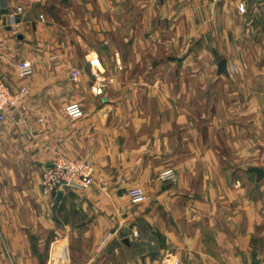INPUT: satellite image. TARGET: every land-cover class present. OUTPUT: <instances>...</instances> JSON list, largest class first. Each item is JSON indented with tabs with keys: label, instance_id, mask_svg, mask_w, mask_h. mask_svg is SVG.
<instances>
[{
	"label": "crops",
	"instance_id": "1",
	"mask_svg": "<svg viewBox=\"0 0 264 264\" xmlns=\"http://www.w3.org/2000/svg\"><path fill=\"white\" fill-rule=\"evenodd\" d=\"M0 76V264L264 261V0H0ZM58 153L92 183L44 193Z\"/></svg>",
	"mask_w": 264,
	"mask_h": 264
},
{
	"label": "built area",
	"instance_id": "2",
	"mask_svg": "<svg viewBox=\"0 0 264 264\" xmlns=\"http://www.w3.org/2000/svg\"><path fill=\"white\" fill-rule=\"evenodd\" d=\"M218 2L221 0H212ZM243 0H239V8L242 9ZM22 12V8L17 6L11 17ZM92 65L98 64L97 59L90 61ZM18 76L25 78L30 76L33 72V66L28 60H20L17 63ZM78 72L72 71V77L75 79ZM96 93L101 92V86L96 85ZM29 94L27 86L21 85L18 89L12 90L6 81L0 76V121L4 120L11 108L16 106L18 102ZM66 115L72 119L81 117L83 115V109L79 102L70 101L64 106ZM94 168L93 165L83 159L71 158L64 153H58L53 159L45 165L40 182L42 191L49 193L53 189L66 186V187H87L92 183ZM177 172L172 168H166L158 173V178L165 180L175 179ZM129 200L132 203H141L146 200V194L139 186L132 187L128 191ZM107 238V237H105ZM164 264H179V260L171 255L166 256L163 259ZM250 264H264V261L257 259Z\"/></svg>",
	"mask_w": 264,
	"mask_h": 264
},
{
	"label": "rangeland",
	"instance_id": "3",
	"mask_svg": "<svg viewBox=\"0 0 264 264\" xmlns=\"http://www.w3.org/2000/svg\"><path fill=\"white\" fill-rule=\"evenodd\" d=\"M103 242H104V240H103ZM73 243H74L73 244V248L74 249L70 252V254L73 257L74 262H76V264H79L80 263V258L82 257V252H81L80 249H82L83 246H84V249L82 251H84L86 247L91 248V244H90L89 241L88 242L85 241L84 244H82V245H81L80 242H77V241H74ZM67 251H68V258H69V250H68V247H67ZM43 255L45 256V253L44 252H43ZM102 264H108V261L107 260H104L102 262Z\"/></svg>",
	"mask_w": 264,
	"mask_h": 264
},
{
	"label": "water",
	"instance_id": "4",
	"mask_svg": "<svg viewBox=\"0 0 264 264\" xmlns=\"http://www.w3.org/2000/svg\"><path fill=\"white\" fill-rule=\"evenodd\" d=\"M255 171L257 172V174H258L259 177L262 176V174H263L262 170H260V169H255Z\"/></svg>",
	"mask_w": 264,
	"mask_h": 264
}]
</instances>
